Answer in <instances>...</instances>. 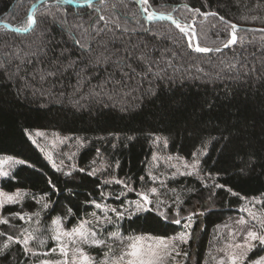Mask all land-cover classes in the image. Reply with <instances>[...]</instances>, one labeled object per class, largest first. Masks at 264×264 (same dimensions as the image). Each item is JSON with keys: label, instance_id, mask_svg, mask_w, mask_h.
<instances>
[{"label": "trees", "instance_id": "trees-1", "mask_svg": "<svg viewBox=\"0 0 264 264\" xmlns=\"http://www.w3.org/2000/svg\"><path fill=\"white\" fill-rule=\"evenodd\" d=\"M36 1L0 0V20L21 29ZM185 4L190 8H200L201 12H216L218 15L206 18L194 15L181 7ZM96 6L102 9L100 15L112 16L115 13L127 21L130 28L137 27L136 20L139 19L152 31L132 33V41H143L150 47L175 48L178 51L177 61L188 71L182 69L171 81H156L155 96L135 91L129 96H116L113 100L104 98L102 103L80 100V104L74 106L73 101L78 100L79 96L70 98V87L63 89L62 97L59 96L60 90L55 88L53 93L56 95L53 96L33 95L32 89L24 86V81L18 77L10 80L8 74L0 70V154L25 161L24 165L14 168L10 175L12 178L0 177V187L7 191L21 189L30 194L22 204L6 205L1 215L17 211L34 213L40 207L31 198L35 196L37 199L46 197L52 205L42 213L41 226L51 224L49 216L63 217L68 208H72L76 217L88 218V214L96 210L85 202L91 198L98 199L97 185L103 187L104 180L112 176L130 177L135 187L141 183L139 177L144 176L145 182H148L147 172L155 151V137L167 138L170 153L189 159L204 147L202 142H207V155L201 159L203 175L206 177V173H211L216 183L225 185L224 189H213L215 195L208 201L209 189L203 184H211V180H201V177L194 175L168 180V188L175 189V196L183 201L174 205L181 208V216L192 211L204 212L195 217L194 239L183 247V251H188L189 258L181 263L203 264L215 226L238 211L244 199L263 197L264 201V66L260 63L264 60V50L261 49L264 32L238 30V41L242 37L250 42L244 48L238 42L219 53H200L188 47L189 38L184 37L171 21L149 24L144 19L146 14H141L140 5L135 0H108L107 5H100L98 0L92 7L58 6L56 0H47L35 11L38 20L35 32L19 33L6 25L0 26V57L16 48L35 50L40 44V33L45 32L44 39L55 42L49 47L57 52L60 48H66L68 54L75 58L79 55V47L72 42V34L52 23L50 13H54L57 19L66 18L69 22L87 21L90 13L96 15ZM149 11L157 15H172L183 23L195 20V32L201 47H215L230 37V29L224 30L226 25L220 21V16L238 27L264 28V0H149ZM85 27L89 25L85 24ZM93 27L103 28L105 24L99 21ZM107 27L113 26L108 24ZM174 39L178 40V45L173 43ZM191 40L195 44V37ZM234 51L256 53L248 57L250 66L253 63L256 65L255 75L240 79L197 78L195 66L214 73L217 71L215 66L220 65L221 60L232 59ZM31 68L29 65V70ZM75 82L72 78L71 83ZM148 86L147 83L143 85L144 88ZM37 130L73 135L75 139L83 141L75 162L77 168L86 170L85 173L74 171L72 177H65L57 172L26 134ZM250 159L253 162L249 165ZM93 168L97 169L96 175H87ZM49 179L58 191L50 187ZM148 186H151L150 182ZM228 188L235 195L229 193ZM107 190L119 191V186L111 185ZM175 196L168 191L167 197L171 198L169 203ZM129 198L134 197L129 194ZM206 202L211 203L210 210H205ZM108 203L116 207L120 205V201L116 200H109ZM262 207L264 209V204ZM183 222L185 220L181 224H160L151 219H134L121 223L122 232L147 230L153 235L167 233L171 236L182 229ZM11 223L17 228L28 227L19 220ZM73 223V218H69L65 227L69 228ZM0 230L19 235L6 225H0ZM3 242L4 238L0 237V244ZM53 243L49 240L48 246ZM32 247L37 251L46 250L35 244ZM91 250L98 254L101 252L96 248ZM258 254L259 250L250 256ZM29 259L16 245L6 264H28ZM0 264H5V260L0 259Z\"/></svg>", "mask_w": 264, "mask_h": 264}, {"label": "snow or ice", "instance_id": "snow-or-ice-1", "mask_svg": "<svg viewBox=\"0 0 264 264\" xmlns=\"http://www.w3.org/2000/svg\"><path fill=\"white\" fill-rule=\"evenodd\" d=\"M44 2L45 0H40V3ZM77 2L80 0H56L58 6ZM82 2L90 7L95 4V0H82ZM107 2L108 0H99L100 5H107ZM135 2L140 5L141 14H146L144 19L149 24L162 18L155 12L149 11V0H135ZM115 7L116 5L113 4V8ZM181 7L186 12L205 18L209 15H218L216 12H201L200 8H190L186 4ZM36 9L37 5L33 4L27 21L19 31L25 33L36 31L38 20L33 14ZM100 11L102 9L96 6L94 8L96 15L90 13L87 21L73 20L72 22L66 18L57 19L54 13H50L53 17L52 23L58 24L61 29L72 34V42L79 47V55L75 58L68 54L69 50L66 48H60L57 52L55 48L49 47L55 42L52 39H44L46 33L41 32L40 44L35 50L26 51L24 48H16L13 51L5 52L3 57H0V70H4L10 80L18 77L24 81V86L31 88L33 95L53 96L56 95L53 93L55 88L60 90L59 96L62 97L63 89L70 87L72 92L69 97L79 96L78 100L73 101L75 106L80 104V100L102 103L104 98L113 100L116 96H129L135 91L155 96L156 81H171L184 69V66L177 61L178 51L175 48H157L155 45L150 47L143 41H132L130 34L152 31L139 19L136 20L137 27L130 28L127 26V21L115 13L112 16H105L100 15ZM167 19L175 25L176 29H179L184 37L189 38L188 47L194 48L200 53H219L222 52V49L231 48L238 42L241 48H244L246 43H250L244 41L242 37L238 41V26L225 21L224 16H220L219 19L225 22V31L230 29V37L222 40L215 47H201L198 42L192 43L191 38L196 36L195 20L192 23H183L172 15H169ZM99 21H103L105 27H93ZM85 24H88L89 27H85ZM108 24L113 27L108 28ZM239 30L257 31L255 29ZM259 31L264 32V29H259ZM117 32L120 34L117 35ZM173 43L178 45V40L174 39ZM261 49L264 50V44L261 45ZM255 55L256 53H247L246 51L244 53L234 51L233 58L227 61L221 60L220 65L215 66L217 71L214 73L195 66L197 78L240 79L255 75L256 65L253 63L250 66L248 59L249 56ZM208 62L211 63V59ZM260 63L264 66V60H261ZM29 65L32 66L31 70H29ZM9 68H11V72H9ZM184 71H188V69H184ZM262 71H264V67H262ZM72 78L75 79V84L71 83ZM145 83L149 85L148 88L143 87ZM26 134L32 144L44 151L30 133ZM42 135L43 133H36V136ZM154 139L158 146L161 143L164 147L168 146L167 138L161 139L157 136ZM78 143L83 145V141ZM202 143H204V147L198 153L192 154L191 162L179 156L169 155L163 158L167 167L175 169L170 176L166 173L153 174L152 171H148V182H145L144 176H140L141 183L135 187L130 177L116 178L112 176L110 179L104 180L103 187L97 185L98 199L91 198L85 202L96 210L91 211L88 218L76 217L72 208H68L63 217L49 216L51 224L41 226L42 213L49 210L52 205L47 202L46 197L37 199L32 196L31 198L40 206L39 210L34 213L17 211L10 212L6 216L0 215V225L9 226V229L19 232V235H14L9 234L8 230H0V237L4 238V242L0 244V259L5 260L6 264L13 246L18 245L23 254L30 258L28 264H36V261L31 260L32 257L38 258V264H170V262L176 264V257H183L187 260L189 253L186 250L182 251L181 246L188 245L189 241L194 239L192 229L195 217L203 215L204 212L192 211L186 216H181V208L174 207V205L183 201L179 196H175V189L168 188V180L175 179L177 176L200 175V172L203 171L200 167L201 159L207 155V142ZM48 158L52 159L50 155ZM69 159L71 160L72 157ZM152 159L157 161L159 158L153 155ZM173 161H177V163H173ZM252 162L250 159L249 165ZM15 163L24 165L25 161L18 160ZM28 166L32 167V165ZM52 167L65 177H72L74 171L79 173L86 171L84 168H77L75 164L64 165L61 162V165L58 166L55 161H53ZM116 167H119L118 163ZM156 167H159V164ZM96 172L97 169L93 168L87 172V175L95 176ZM0 177L12 178L8 172L0 173ZM205 178L212 181L211 184H203V187L209 189L208 201H211L215 195L213 189H224L225 185L216 183L215 177L211 173H206V177L201 176V180ZM149 182L152 186H148ZM48 184L53 190L58 191L51 179L48 180ZM111 185H118L119 191L107 190ZM67 191L70 192V190ZM168 191H171L175 196L171 203H169L171 198L167 197ZM227 191L232 193L230 188ZM129 194H132L134 198H129ZM232 194L235 195V193ZM29 195L20 189L11 194L0 191V211L6 205L22 204L25 197ZM109 200L120 201L119 207L108 203ZM258 203L264 204V201ZM204 207L205 210H210L212 205L206 202ZM241 211L248 213L250 217L247 220L240 217L236 221L237 225L244 226L241 242H235L236 233L233 232V242L220 251L226 252L227 264H264V215L258 216L247 206ZM69 218H73L74 223L71 227L66 228L65 224ZM134 219L146 221L151 219L160 224H181V221L185 220L183 225L185 230L171 236L167 233L153 235L147 230L135 233L130 230L122 232L121 222ZM13 220L23 221L28 224V227L17 228L15 224L11 223ZM49 240L54 242L52 246H48ZM33 244L41 249L46 248V250L37 251L32 247ZM92 248L101 250L100 258L89 253L88 249ZM258 250V255L250 256L251 253ZM217 264H226V261L220 259Z\"/></svg>", "mask_w": 264, "mask_h": 264}, {"label": "rangeland", "instance_id": "rangeland-1", "mask_svg": "<svg viewBox=\"0 0 264 264\" xmlns=\"http://www.w3.org/2000/svg\"><path fill=\"white\" fill-rule=\"evenodd\" d=\"M237 37H238V33H237ZM37 132L43 133V135L36 136ZM30 134L32 135L33 139H36L40 147L44 149V151L42 152L46 155V157L48 158L49 155L52 157L51 160L48 158L52 164H53V161H55L58 166L61 165V162H63L64 165H68V164L76 165V162H75L76 154L81 145L80 143H78L80 141L78 138L75 139L73 135H62L58 132L48 131V130H37ZM153 152H154L153 155H156L159 158L157 161H153L152 158L150 160L149 171H152L153 174L166 173L170 176V174L173 171H175V169L167 167L163 158L169 155L174 156V157L175 156L182 157L178 154L170 153L167 147H164L162 143L159 146L155 143V151ZM69 157H72V159L70 160ZM182 158L189 162H191L192 160V158L190 159L186 157H182ZM18 160H22V159L14 157V156L0 154V173L8 172L11 175L14 168L19 165L15 163ZM173 163H177V161H173ZM157 164H159V167H156ZM194 176L201 177L204 175H203V172L201 171L200 175H194ZM0 191H4V192L11 194V193H14L16 190L7 191L0 187ZM262 198L263 197H253V198L244 199V202L242 206L239 207L238 211L234 212L231 216H229L221 224L219 223L217 226H215V228L213 229L212 236L209 239L210 242H209L207 254L205 256L203 264H217L218 260L220 259H225L226 264H227L226 252L220 251V249L226 248V246L230 242H233V235H232L233 232L236 233L235 242H241L242 228L244 226L237 225L236 221L240 217H244L246 220L250 219L248 213L241 211V209L247 206L248 208L251 209L252 212L256 213L258 216L264 215V209L262 207V204L258 203V202L263 201ZM253 204H255V207H253ZM0 215H1V211H0ZM185 222H183V225ZM195 222H196V218H195ZM195 224L193 225V229H192L193 233L195 230L194 229ZM184 230L185 229L183 226L182 229L177 234L183 232ZM183 247L184 245L181 246L182 251H183ZM88 251L91 255H94L100 258L98 253H94V251H92L91 249H88ZM31 260L36 261V264H38V258L32 257ZM183 260H184L183 257H176V264H181Z\"/></svg>", "mask_w": 264, "mask_h": 264}, {"label": "water", "instance_id": "water-1", "mask_svg": "<svg viewBox=\"0 0 264 264\" xmlns=\"http://www.w3.org/2000/svg\"><path fill=\"white\" fill-rule=\"evenodd\" d=\"M45 1H47V0H45ZM95 1H98V0H95ZM34 4H36L37 7H38V6L41 4V3H40V0H37ZM71 5H73V6H75V7H88V5L84 4L83 2H77V3H73V4H71ZM31 11H32V7H31L30 12H31ZM33 14H34V16H35V13H33ZM158 16H160V17H162V18H161V19H158V20H156V21H154V22H159V21L168 20L167 17H168L169 15L158 14ZM35 17H36V16H35ZM168 21H170V20H168ZM1 25H6L7 27L11 28L12 30H14V31H16V32H19V33H25V32H23V31H19V28L13 26L12 24L7 23V22H3V21L0 20V26H1ZM237 26H238V25H237ZM240 28L255 29V30L264 29V28H251V27H241V26H239V27H238V30H239ZM197 42L199 43V39H198V36H197V34H196V36H195V43H197ZM199 44H200V43H199Z\"/></svg>", "mask_w": 264, "mask_h": 264}]
</instances>
